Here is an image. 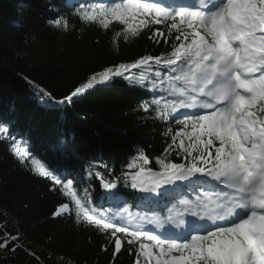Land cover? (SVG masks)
<instances>
[{
  "label": "snow or ice",
  "instance_id": "snow-or-ice-1",
  "mask_svg": "<svg viewBox=\"0 0 264 264\" xmlns=\"http://www.w3.org/2000/svg\"><path fill=\"white\" fill-rule=\"evenodd\" d=\"M79 17L104 30L118 23L122 29L117 37L123 36L125 42L153 25H165L167 32L156 29L148 38L155 43L171 41V50L94 73L59 101L33 85L37 94L53 103L70 104L96 85L122 77L172 97L164 103L161 97L140 105L160 120L175 119L179 126L164 132L171 143L156 160L159 170L148 166L151 161L140 150L127 164L135 171L123 176L130 179L132 189L157 195L164 185L187 182L194 198L179 199L168 208L164 220L176 227L185 225L184 219L173 218L176 210L177 217L188 213L207 226L193 225L183 236L156 235L144 230V223L163 228L161 217L135 219L126 207L96 208L88 189L79 195L72 180L62 181L40 160L30 158L14 136L12 153L60 186L74 206L76 223L114 238L113 259L126 243L129 252L137 246L135 264H264V0H206L198 10L186 0L167 6L161 0H112L81 5ZM48 23L64 31L70 27L63 17ZM182 109V118L176 116ZM6 131L0 126V133ZM169 151L180 155L183 162L168 159ZM95 175L105 190L117 189V181L99 172ZM177 205L184 207L179 210ZM72 212L66 202L53 215ZM6 244L7 240L0 247Z\"/></svg>",
  "mask_w": 264,
  "mask_h": 264
},
{
  "label": "trees",
  "instance_id": "trees-1",
  "mask_svg": "<svg viewBox=\"0 0 264 264\" xmlns=\"http://www.w3.org/2000/svg\"><path fill=\"white\" fill-rule=\"evenodd\" d=\"M110 2L0 0V126L7 129L0 133V244L7 240L0 247V264H135L137 246L129 252L125 243L113 259L114 238L76 223L74 206L60 186L41 177L30 163L22 164L10 150L14 136L30 158L40 160L62 181L72 180L79 195L88 189L96 208L139 210L152 205L130 187L123 173L135 171L127 164L140 150L151 161L148 166L159 170L156 160L171 143L164 132L179 126L175 119L160 120L140 105L173 98L122 77L96 85L70 104L53 103L33 86L59 101L94 73L171 50V41L148 38L156 29L167 32L165 25H153L125 42L117 37L122 29L118 23L104 30L80 19L81 5ZM60 17L68 20L69 30L48 23ZM168 159L183 162L173 151ZM96 172L117 181V189L103 196ZM66 202L72 214L54 216Z\"/></svg>",
  "mask_w": 264,
  "mask_h": 264
},
{
  "label": "bare ground",
  "instance_id": "bare-ground-1",
  "mask_svg": "<svg viewBox=\"0 0 264 264\" xmlns=\"http://www.w3.org/2000/svg\"><path fill=\"white\" fill-rule=\"evenodd\" d=\"M196 2H197V0H192L190 4H196ZM205 2H206V0L205 1L203 0V3H205ZM162 202L165 203V201H162ZM185 221H186V227H184L185 225L184 226H181V232H178L177 233V236H183V235H185L184 232L191 231L192 230V226L195 225V221L196 220L195 219L188 218ZM147 226H149V230H155L156 229L153 224H149ZM189 227H191V228H189ZM168 235H172V233H166L165 236H168Z\"/></svg>",
  "mask_w": 264,
  "mask_h": 264
},
{
  "label": "rangeland",
  "instance_id": "rangeland-1",
  "mask_svg": "<svg viewBox=\"0 0 264 264\" xmlns=\"http://www.w3.org/2000/svg\"><path fill=\"white\" fill-rule=\"evenodd\" d=\"M165 186V185H164ZM138 219H140V218H138ZM147 224L148 223H144V230H146V226H147ZM133 227H134V225H133ZM143 263V262H142Z\"/></svg>",
  "mask_w": 264,
  "mask_h": 264
}]
</instances>
